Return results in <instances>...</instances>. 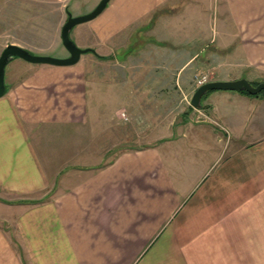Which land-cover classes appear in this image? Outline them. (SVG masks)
Returning a JSON list of instances; mask_svg holds the SVG:
<instances>
[{"label":"crops","instance_id":"0c3cea01","mask_svg":"<svg viewBox=\"0 0 264 264\" xmlns=\"http://www.w3.org/2000/svg\"><path fill=\"white\" fill-rule=\"evenodd\" d=\"M99 1L0 0L9 12L0 52L12 44L66 56L67 11L85 15ZM47 14L58 20L50 47L8 40L5 28L33 19L42 37ZM75 27L73 42L93 51L84 60L91 67L82 56L68 67L13 59L4 74L0 264H264V93L208 92L197 120L186 116L176 133L146 146L133 138L101 167L91 164L90 141L96 63H117L115 81L100 78L110 91L165 84L158 75L170 77L160 90L189 100L204 75L264 83V0H111ZM118 93L100 117L104 132L116 105L141 104Z\"/></svg>","mask_w":264,"mask_h":264},{"label":"rangeland","instance_id":"374dc122","mask_svg":"<svg viewBox=\"0 0 264 264\" xmlns=\"http://www.w3.org/2000/svg\"><path fill=\"white\" fill-rule=\"evenodd\" d=\"M67 12L70 13L71 16L76 17L75 12H71L69 10ZM6 13L9 12L0 10V20H3L5 18ZM18 15H21V12H18ZM52 16H53L52 14L45 15V19L43 21V28L38 29L39 31L43 30L44 35H42V37L35 36V32H34L35 27H33L32 25V22H36L35 19L30 20L29 26L27 28L24 27L22 29L20 28L14 31H11L10 29L7 30V28H5L6 30H4V32H6V34L9 35L8 40L17 41L23 46L27 48H31V50H34L32 49V45L37 44L40 41L45 42V45H48L50 47L52 42L51 35L53 34V29H56V25L58 24L57 18ZM63 24L64 22L61 24V28ZM74 28L70 32L71 40L74 39V35H73ZM2 38L4 39L3 35L0 36V39ZM33 55L40 56L38 54H33ZM48 56L53 58H66L68 57V54L66 56H63L60 53L56 52V53L48 54ZM91 57H93V54L91 53H86L82 55L81 64H85L84 63L85 58H91ZM14 60H17V62H20L21 64H26L23 60L20 59H14ZM161 61L162 60L160 59L159 62ZM142 62H144L143 59ZM9 64L10 62L7 64L5 68V73L10 68ZM96 64H97V66L95 67L96 75L94 77L95 85L93 90L94 95L92 96L93 98L92 110H93V115L97 116L98 120L96 122L95 118L93 119L94 121L93 124L94 128L92 129L93 135H92V139H90V141H92L93 153H94L92 155V161H91L92 166L95 167L104 166L108 164L110 161H112L113 158L120 151L130 149L131 147H128V145L131 143L133 138L135 139L134 141L135 146L137 147L146 146L152 143L156 138L160 136L163 137L170 136L171 133H176L178 130L177 127L181 125L182 122H185L187 120L186 116L193 117L194 120H197L196 117L198 114L194 110H199V109L192 108L189 103L190 102L189 98L185 99L183 97L182 93H184L185 95L186 92L184 91L180 92L177 89L173 90L172 87L169 90L159 89L165 86L167 88L170 87V84H168L170 77L167 76L162 77L158 75L159 78L163 80H167L165 84L149 85V83L144 84L145 83L144 82L141 86L142 88L144 87L145 89H142L140 91L138 90L132 91L130 83H128L129 87L128 84H126L128 90H125L123 92L115 91V89L113 91H110V89L105 90L107 88L103 90L104 82L101 81L100 78L105 79L107 77L108 81H113V79L115 81L117 76L113 77L111 76V74L117 72L118 65L116 62H105L102 64L100 63H96ZM85 65L91 67V64L89 63ZM101 66L104 67V70H101ZM120 72H122V70ZM118 77L121 78L120 76ZM142 77L146 79L149 78L147 74ZM125 78L127 82H130V78L128 74L125 75ZM100 83H102V87L99 85ZM111 83L110 85L113 86V82ZM147 87H150L151 90L150 89L148 90ZM117 92H120L121 97L122 96L124 97L125 104L128 103V105H130L133 96H135V99L137 98V100L141 104L139 106L132 107V109L130 110L127 104L125 106L120 104L116 105L113 109L114 112L112 114L111 121H109L108 124L109 127L108 131L104 132L101 129L100 117L103 114H105L106 110H110L111 105H113L111 101L112 100L111 96L113 97V94L116 95ZM102 93H104L107 99L110 100L107 104L105 102L102 104V101L100 100ZM121 112L125 114L126 119H122ZM260 253L261 252L254 251V255L256 254L259 255Z\"/></svg>","mask_w":264,"mask_h":264},{"label":"water","instance_id":"95a60500","mask_svg":"<svg viewBox=\"0 0 264 264\" xmlns=\"http://www.w3.org/2000/svg\"><path fill=\"white\" fill-rule=\"evenodd\" d=\"M111 0H100L95 8L81 16L73 17L70 13L67 14V19L63 24L60 32L61 44L68 52L66 58H53L49 56H37L16 46L7 45L0 54V97L5 93L4 74L7 64L13 59H20L30 64L48 65L53 67H68L75 65L80 57L86 53H93L90 49H80L70 39L71 30L78 25L88 23L98 17L106 8ZM212 91H232L246 92L250 96H256L264 91V83L253 86L244 79L227 82H208L198 87L190 99V106L194 109H201V100Z\"/></svg>","mask_w":264,"mask_h":264},{"label":"built area","instance_id":"2783aa9c","mask_svg":"<svg viewBox=\"0 0 264 264\" xmlns=\"http://www.w3.org/2000/svg\"><path fill=\"white\" fill-rule=\"evenodd\" d=\"M195 81H196V86L200 87V86L207 83L208 77L207 76H200V77L195 78ZM121 117H122V119H126L125 114L123 112H121Z\"/></svg>","mask_w":264,"mask_h":264},{"label":"trees","instance_id":"16d2710c","mask_svg":"<svg viewBox=\"0 0 264 264\" xmlns=\"http://www.w3.org/2000/svg\"><path fill=\"white\" fill-rule=\"evenodd\" d=\"M102 59V58H101ZM239 93H242V94H244V95H248L249 96V94H247L246 92H239ZM262 93H264V92H262ZM257 96V95H256Z\"/></svg>","mask_w":264,"mask_h":264}]
</instances>
